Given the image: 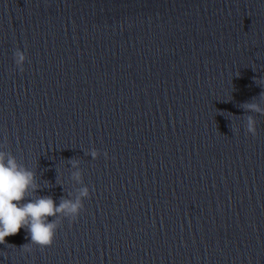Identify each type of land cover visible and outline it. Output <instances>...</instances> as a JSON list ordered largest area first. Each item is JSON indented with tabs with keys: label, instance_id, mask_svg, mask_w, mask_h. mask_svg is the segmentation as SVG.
I'll use <instances>...</instances> for the list:
<instances>
[{
	"label": "clouds",
	"instance_id": "obj_1",
	"mask_svg": "<svg viewBox=\"0 0 264 264\" xmlns=\"http://www.w3.org/2000/svg\"><path fill=\"white\" fill-rule=\"evenodd\" d=\"M13 59L16 68L22 72L27 60L25 52L17 48ZM261 101H264V92L241 105L247 113L264 115ZM245 126L247 133L256 135V120L253 115H246ZM5 148V144H0V244L6 243L7 237L18 234L23 228L30 237V242L21 246L25 251L31 252L28 245H36L41 250L51 247L62 220L76 221L84 209V199L90 195L88 186L83 183L80 161L76 158L68 161L75 169L71 173V179L81 185L77 195H62L57 203L49 195L37 194L41 186L36 173ZM86 154L93 159L100 155L95 149ZM104 155L107 158L106 152Z\"/></svg>",
	"mask_w": 264,
	"mask_h": 264
}]
</instances>
